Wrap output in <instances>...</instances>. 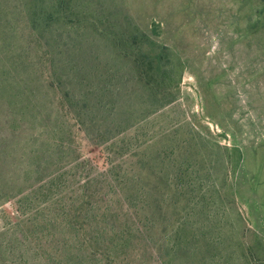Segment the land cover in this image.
<instances>
[{
  "label": "rangeland",
  "instance_id": "1",
  "mask_svg": "<svg viewBox=\"0 0 264 264\" xmlns=\"http://www.w3.org/2000/svg\"><path fill=\"white\" fill-rule=\"evenodd\" d=\"M0 264H264V0H0Z\"/></svg>",
  "mask_w": 264,
  "mask_h": 264
},
{
  "label": "trees",
  "instance_id": "2",
  "mask_svg": "<svg viewBox=\"0 0 264 264\" xmlns=\"http://www.w3.org/2000/svg\"><path fill=\"white\" fill-rule=\"evenodd\" d=\"M46 122V121H45ZM133 222V218H129ZM135 221V220H134ZM135 224V222H134ZM136 232H140L139 228L134 229ZM130 229L123 228L122 231L118 232L116 236L110 239V252L113 256H117L118 252L126 247H131L132 236L129 234ZM121 237L119 240L117 238Z\"/></svg>",
  "mask_w": 264,
  "mask_h": 264
}]
</instances>
